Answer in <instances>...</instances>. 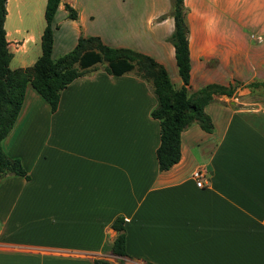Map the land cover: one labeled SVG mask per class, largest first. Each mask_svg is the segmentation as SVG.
Segmentation results:
<instances>
[{"label":"crops","instance_id":"0c3cea01","mask_svg":"<svg viewBox=\"0 0 264 264\" xmlns=\"http://www.w3.org/2000/svg\"><path fill=\"white\" fill-rule=\"evenodd\" d=\"M45 1L6 0L10 68L39 55ZM146 1L139 9L132 0H59L51 57L79 35L96 34L152 56L179 86L166 39L169 0ZM183 2L187 94L208 82L235 85L204 105L212 129L190 122L180 131L179 159L159 170V124L150 115L156 99L133 71L111 74L95 64L60 90L54 110L27 85L2 139L28 177L0 178V264L116 262L111 222L118 215L123 264H264V91L248 85L264 80V0ZM64 3L75 8L74 19ZM195 167L204 170L201 186L190 176Z\"/></svg>","mask_w":264,"mask_h":264},{"label":"trees","instance_id":"16d2710c","mask_svg":"<svg viewBox=\"0 0 264 264\" xmlns=\"http://www.w3.org/2000/svg\"><path fill=\"white\" fill-rule=\"evenodd\" d=\"M58 2L59 0L45 1V24L39 37V55L30 65L10 68L8 63L12 52L8 48L3 25L6 0H0V178L8 174L28 177L19 158L8 155L2 148V139L14 123L25 87L31 86L48 104L49 109L54 110L60 90L98 62H105L104 70L108 73L119 74L131 70L150 84L156 99L150 115L159 124V141L155 148L157 167L159 170L169 168L180 156V131L192 121H196L203 130L210 131L212 121L204 111V105L212 100L214 94H230L235 87L232 84L208 82L187 94L190 68L186 18L188 8L183 0H169L173 28L166 37L173 46L176 70L181 80L177 87L171 82L166 68L152 56L126 46H110L96 34L79 35L68 51L52 58V19ZM64 9L67 18L76 17V10L71 5L64 3ZM248 85L261 86L264 91V80L251 81ZM111 226L116 233L110 251L117 256V261L94 257L93 264H123L122 258L127 255L123 217H114Z\"/></svg>","mask_w":264,"mask_h":264},{"label":"built area","instance_id":"2783aa9c","mask_svg":"<svg viewBox=\"0 0 264 264\" xmlns=\"http://www.w3.org/2000/svg\"><path fill=\"white\" fill-rule=\"evenodd\" d=\"M190 176L194 179L197 186H201L202 178L204 177V170L200 167H195L191 170Z\"/></svg>","mask_w":264,"mask_h":264},{"label":"rangeland","instance_id":"374dc122","mask_svg":"<svg viewBox=\"0 0 264 264\" xmlns=\"http://www.w3.org/2000/svg\"><path fill=\"white\" fill-rule=\"evenodd\" d=\"M144 2L146 3L147 1L146 0H132V6H134V7H137V8H139V9H142V4H143V6H144ZM145 8V7H144ZM143 11V10H142ZM66 29V27L65 26H63L62 27V30H65ZM63 34H65V33H63ZM56 37H58V35H60V32L59 31H57L56 32ZM97 64V66H104V64H105V62H98V63H96ZM239 84V83H238Z\"/></svg>","mask_w":264,"mask_h":264}]
</instances>
